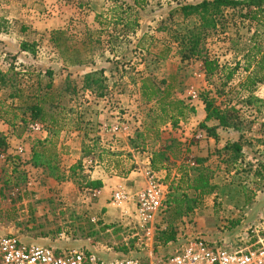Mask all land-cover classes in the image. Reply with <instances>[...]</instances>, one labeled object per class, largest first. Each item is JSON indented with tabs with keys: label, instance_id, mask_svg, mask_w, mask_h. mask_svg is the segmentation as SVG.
<instances>
[{
	"label": "rangeland",
	"instance_id": "rangeland-1",
	"mask_svg": "<svg viewBox=\"0 0 264 264\" xmlns=\"http://www.w3.org/2000/svg\"><path fill=\"white\" fill-rule=\"evenodd\" d=\"M11 1L5 10L15 15L34 0ZM202 1L147 0L144 9L129 12L127 6L134 7L135 0H64L78 13L67 16L64 29L52 32L33 30V26L28 32L20 26L12 30L9 23L0 21V101L18 105L47 95L46 107H53L58 119L59 132L53 141L66 177L81 159L83 146L98 143L94 155L85 160L84 173L74 180L57 181L31 163L35 141L49 137L46 127L35 123L41 129L33 130L35 124L24 126L20 120L12 127L9 121L13 114H5L4 107V118H0V235L82 249L104 260L124 255L125 250L156 260V237L170 220L164 205L168 187L162 184L167 172L152 173L150 167L154 132L147 136L146 150L129 147V139L146 133L150 111H158L141 95L142 80L151 78L159 84L169 81L172 99L194 108L176 130L170 122L162 126L161 141L182 144L177 166L185 158L190 164L194 158L208 159L205 166L213 172L216 186L199 209L176 223L179 239L203 237L230 249L264 243V107L242 102L239 85L245 73L240 71L218 104L231 102L236 106L242 131L219 129L217 137H210L207 130L217 123L206 121L200 96L218 85L208 86L200 61L183 62L179 55L176 38L196 27L198 20L186 19L176 9ZM245 14L240 9L226 11L225 30L207 41L210 56L221 64L235 66L242 61L256 33L264 39V21L251 22ZM115 17H121V22ZM135 18L138 27L124 26ZM57 31L65 32L60 49L51 42ZM22 44L33 46L35 54L22 52ZM64 46L69 53L63 54ZM70 59H84L88 64L70 65ZM18 93L23 94L22 101L10 98ZM256 95L264 101V85L258 87ZM235 142L243 146L236 161L232 151H224L228 143ZM141 143L142 139L137 142ZM79 152L78 160L74 156ZM132 172L143 173L148 182L161 186L163 205L152 219L138 212V195L148 185L140 191L123 192L127 199L120 202L114 199L119 192L88 186L91 181L107 178L127 179ZM110 214L114 220L108 219ZM237 222L240 224L235 226ZM174 248V244L160 248L159 255H170Z\"/></svg>",
	"mask_w": 264,
	"mask_h": 264
},
{
	"label": "trees",
	"instance_id": "trees-1",
	"mask_svg": "<svg viewBox=\"0 0 264 264\" xmlns=\"http://www.w3.org/2000/svg\"><path fill=\"white\" fill-rule=\"evenodd\" d=\"M146 5L147 0H135L134 7L128 5L127 10L130 12L135 9H144ZM121 9L122 7H117L116 10L123 12ZM239 9L245 11V19L251 22L260 23L264 21V0H204L197 4H187L176 9V12L181 13L184 18L195 17L198 20L196 27L176 38L182 61H200L203 64V71L208 86L212 87L216 83L218 85V89L207 90L200 96V100L205 107L206 121L217 123L215 127L207 130L208 135L213 138L217 137V130L219 129L242 131L239 110L236 106H232L231 102L225 105L223 103L218 104L219 98L227 94V88L240 74V71L245 73V77L239 85L242 102L246 106H255L259 109L264 107V101L256 95L258 87L264 85V39H262L261 34L256 33L253 35L251 48L247 51L243 60L235 66L221 64L218 59L210 56L206 48L208 39L225 30L227 23L226 11ZM117 11L113 9V13ZM115 18L117 23L122 20L121 17ZM97 19L99 20L100 17H97ZM124 26L135 28L139 26V23L135 18L126 22ZM64 35L65 32L61 31L52 34L51 42L55 44V47L59 49L63 47L60 42ZM21 51L32 55L35 54L33 46L27 44H22ZM67 53H69V49L65 47L63 54ZM69 64L83 66L88 64V62L84 59L77 61L70 59ZM47 74L52 76V71H48ZM162 85L166 86L163 88ZM50 86L48 85V87ZM140 90L145 103L155 104L159 112L150 111L154 114L150 113L151 122L145 127L146 133H137L136 139H129V147L132 150L140 148L146 150L147 136L154 132L155 137L152 141L150 167L152 173L163 170L167 172L162 184L168 187L167 200L164 205L166 212L170 215V220L167 228L160 231L156 237L154 252L156 259H158L160 257V248H168L171 244L178 243L179 237L176 223L199 209L204 198L212 194L216 190V186L212 183L213 172L205 166L208 159L194 158L191 159L192 164H190L186 162L185 158L177 166L176 162L180 161V155H182V144L177 140L163 142L160 139L161 133L159 130L162 126L170 122L173 129L176 130L180 122L187 117L189 111L194 113V108L186 105L183 100L172 99L173 89L169 81H162L159 84L151 78H144ZM10 98L22 101L23 94L18 93L10 96ZM35 98V102H29L28 100L18 105L14 101L8 105L0 101V118H4L2 113L4 107H6L7 111H4V113L9 114L12 112L11 114H13V118L9 121L12 127L16 125L15 122L17 120H20L24 126L39 123L43 128L46 127L49 137L35 141L32 149V165L35 168L44 169L50 178L57 181L74 180L78 174L84 173L85 160L94 155L98 149V143L95 142L92 146H83L81 159L71 167L70 176L66 177L61 169V160L59 152L56 150V143L53 141L59 132L58 119L53 107H46L49 103L47 95L43 98ZM141 139L142 143L137 144ZM1 144H4L3 139H1ZM174 147L179 148L174 151ZM224 151H232L234 154L233 159L236 161L243 152V146L240 142L228 143ZM128 156L131 158L130 153ZM99 159H101V155ZM173 171H175L174 175ZM88 186L91 188L93 186L95 190L104 188V184L100 180L91 181ZM239 224L237 222L235 226ZM123 254L130 255L127 250L123 251Z\"/></svg>",
	"mask_w": 264,
	"mask_h": 264
},
{
	"label": "built area",
	"instance_id": "built-area-1",
	"mask_svg": "<svg viewBox=\"0 0 264 264\" xmlns=\"http://www.w3.org/2000/svg\"><path fill=\"white\" fill-rule=\"evenodd\" d=\"M33 130H40L35 124ZM160 187L148 182V188L138 195V212L152 219L163 201ZM117 202L127 199L123 192L116 193ZM170 255L156 260L133 255H118L104 260L90 251L30 243L11 235H0V264H264V243L256 242L251 248L219 247L203 237L179 239Z\"/></svg>",
	"mask_w": 264,
	"mask_h": 264
},
{
	"label": "crops",
	"instance_id": "crops-1",
	"mask_svg": "<svg viewBox=\"0 0 264 264\" xmlns=\"http://www.w3.org/2000/svg\"><path fill=\"white\" fill-rule=\"evenodd\" d=\"M62 2L64 0H34L27 7H22L20 13L18 12L19 14L16 13L14 15L9 10H5L8 6L10 7L12 1L0 0V7L2 9H0V21L9 23L12 30L20 26L22 31L27 32L29 31L28 28L32 26L33 30H44L45 32L46 30L52 32L56 29H64L65 21L68 18L67 16L72 17L76 15L75 12L77 11L69 3ZM76 157L79 160L80 152L77 155L75 154L74 158ZM102 182L104 184L102 190L105 192L131 193L140 191L148 185L144 174L140 172H132L127 179L107 178L106 181L103 180ZM113 218L112 214L108 217L109 220H114Z\"/></svg>",
	"mask_w": 264,
	"mask_h": 264
}]
</instances>
